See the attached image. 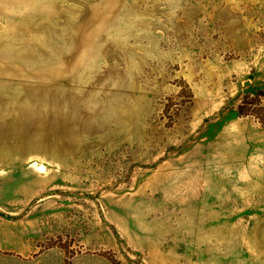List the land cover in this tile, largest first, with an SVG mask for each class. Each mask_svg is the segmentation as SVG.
I'll use <instances>...</instances> for the list:
<instances>
[{"label": "rangeland", "instance_id": "rangeland-1", "mask_svg": "<svg viewBox=\"0 0 264 264\" xmlns=\"http://www.w3.org/2000/svg\"><path fill=\"white\" fill-rule=\"evenodd\" d=\"M15 251L264 264V0H0Z\"/></svg>", "mask_w": 264, "mask_h": 264}, {"label": "crops", "instance_id": "crops-1", "mask_svg": "<svg viewBox=\"0 0 264 264\" xmlns=\"http://www.w3.org/2000/svg\"><path fill=\"white\" fill-rule=\"evenodd\" d=\"M16 255H12V259L10 260V264H52L55 262L56 264H65V255H58L55 259L46 254H42L35 259H30L28 254L23 251H15ZM18 252V253H17ZM54 264V263H53Z\"/></svg>", "mask_w": 264, "mask_h": 264}]
</instances>
